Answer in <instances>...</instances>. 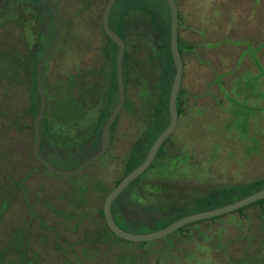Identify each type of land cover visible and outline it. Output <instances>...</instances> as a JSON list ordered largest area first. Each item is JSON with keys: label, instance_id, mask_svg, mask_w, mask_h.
<instances>
[{"label": "rangeland", "instance_id": "obj_1", "mask_svg": "<svg viewBox=\"0 0 264 264\" xmlns=\"http://www.w3.org/2000/svg\"><path fill=\"white\" fill-rule=\"evenodd\" d=\"M53 1L62 33L45 62L47 116L52 123L63 122L52 124L58 129L53 132L59 141L74 143L86 136L104 102L117 48L108 42L102 26L107 0ZM128 1L115 3L110 19L113 28L117 29L120 12ZM133 1L149 8L159 31L167 32V0ZM176 1L184 70L181 110L164 143V153L130 188L128 201L136 203L134 206L138 201L191 205L195 194L264 175V70L257 65L258 72L240 78L236 92L231 88L222 91L217 72L225 69L229 73L235 68L229 60L235 50L228 45L218 49L222 39L214 33L215 20L206 38L208 44L199 28V11L208 6L207 13L213 19L218 0ZM262 11L261 7L257 10L258 14ZM125 18L129 21L124 29L128 54L126 67L123 62L124 103L107 150L73 174L51 171L32 150L33 116L28 109L32 64L28 50L34 45L39 25L48 28L42 25L44 20L35 21L36 26L26 32L23 25L0 27V51L8 49L11 62L7 77L5 68L0 69V264H264V204L251 203L242 212L234 209L191 221L149 240L121 238L106 224L101 212L104 198L122 175L132 144L150 122L160 89L161 62L153 40L157 29L143 23L144 18L150 20L145 10H134ZM70 76L73 86L64 91L63 83ZM77 83H81L79 87ZM70 90L73 106L70 113L63 114L59 99ZM84 102L87 107L83 111ZM165 121H159L152 133ZM48 158L57 167H73L58 156Z\"/></svg>", "mask_w": 264, "mask_h": 264}, {"label": "trees", "instance_id": "obj_2", "mask_svg": "<svg viewBox=\"0 0 264 264\" xmlns=\"http://www.w3.org/2000/svg\"><path fill=\"white\" fill-rule=\"evenodd\" d=\"M116 2L117 0L114 1L112 8L110 10L109 24H110L112 10ZM137 9L145 10L149 14L150 20L144 18L143 23L157 29L156 32L157 36L153 38V40L156 45L155 53L157 55V58L161 62L160 78H159L160 89L158 92V100L155 103L154 108L152 110L151 120L144 129L142 135L138 137L132 144V147L127 154L123 173L120 177H118L115 180L114 185L120 180V178L123 175L129 172L132 168H134L144 159L152 141L157 136V134L165 127V125L168 123L169 120L168 95L175 72V65L171 56L170 46H169L170 25L167 29V32L159 31V26L157 25V23L155 21L154 22L152 21L154 16L151 10L139 1L130 0L126 3V5L123 7V9L120 12L119 21L117 23V29L113 28L111 24L110 26L116 32L122 35L125 39V34H124L125 23L129 21L125 17L131 16L133 11ZM37 20H44L45 24L42 25L43 26L45 25V27H47L48 29L41 28L39 25V28L36 31V38L34 39L33 42L34 45L28 50V54L31 58L30 60L32 64V71L29 75L31 100L28 109L31 115L33 116V119L34 116L36 115L40 103V95L35 80V68L39 58L48 49L54 38L55 22L49 5L42 0H0V27H8V26L10 27L12 25L13 26L18 25L21 27V25H23V27L26 26L25 28V32H26V30H29V28L36 26L35 21L37 22ZM107 40L109 43L110 42L114 43L115 48H117V44L113 40H111L108 36H107ZM179 41L180 39L178 37V43ZM105 47H106L105 50H107L108 44L105 45ZM179 49L182 54V48L180 47V44H179ZM1 50L4 52L0 51V69L1 67L5 68L6 77H7L11 65V62L9 63V58H10L8 55L9 50L3 48H1ZM127 56L128 54L125 52L123 56V62L125 63V67L127 64L126 63ZM113 60H114L113 72L111 73V70L109 69V73L113 76V79L112 76L109 75V80H108L109 86H107L103 92L104 102L100 106L98 114L95 116L93 123H90V126L88 127L89 131L84 138L80 136V138L82 139H78L74 143H71L69 139L68 140L66 139L63 142L59 141V137L57 138L56 135L57 132L56 133L53 132L58 129L57 128L53 129L52 124L54 125L62 124L63 122H56V121H54L53 123L50 122L47 116V108H48L47 107L48 100H47L45 112L40 121V130H41L40 152L49 161L50 159L48 157L55 158L58 156L62 162L70 161V163L74 167L77 164H79L81 161H83L85 158H87L89 155H91L92 153H94L96 150L99 149L102 125L108 114L111 112L113 106L115 105L118 96L116 74H115L116 73L115 59ZM13 61L15 63L19 62L17 60V57H14ZM45 64L46 63H44L42 68V78L44 76V69L46 67ZM124 82L126 85L125 76H124ZM43 83L47 93V85L45 83V77L43 78ZM73 83H74L73 78L70 76V78L68 79L67 77L63 83L62 89H64L65 91L70 86L72 87ZM79 84L81 83H77L78 87ZM80 90L82 91V93L86 92V88L84 86H81ZM182 91L183 89L180 87L177 95L178 113L181 110L179 98L181 96ZM47 99H48V94H47ZM59 100L61 101L60 103L63 106V114L70 113L71 107L73 106V102H74L73 94L71 90L63 93V96ZM108 106H109V110L106 111V108ZM116 118L111 124V130L113 129V125L116 121ZM162 119H166L165 124H163V126L159 128L155 134L154 132L152 133L153 127L159 121H162ZM89 120L90 118L88 119V121ZM72 121L75 122L76 119L75 121L74 119ZM65 122L68 123V121ZM82 122L84 123V121ZM58 127L61 129L63 128L61 125L60 126L58 125ZM166 140L167 138H165L162 141L156 152L154 159L147 168L153 165L154 160L157 156L164 153L163 146ZM59 146H63V149L60 150L58 148ZM141 174L142 173H140L133 180H131L121 190V192L113 199L111 203V211L116 222L121 227L131 231H149L152 229H157L187 213H191L194 211L207 209L231 202L235 199H238L244 195H247L251 192H254L264 187V175H262L232 185L222 184L219 186H215L211 190L205 192L204 194H195L193 195L191 205H185V204L177 205L169 201L168 202L160 201L156 203L146 202L141 204L138 201V204L134 206V204L136 203L133 204V202L128 201L129 200L128 195L130 192V188L139 181ZM251 203H259L262 207V204H264V196L259 199H256L255 201H252ZM246 205L238 207L235 210L241 211ZM136 210H137V214L135 215L134 211ZM215 216H212V218H214Z\"/></svg>", "mask_w": 264, "mask_h": 264}, {"label": "water", "instance_id": "obj_3", "mask_svg": "<svg viewBox=\"0 0 264 264\" xmlns=\"http://www.w3.org/2000/svg\"><path fill=\"white\" fill-rule=\"evenodd\" d=\"M42 1L47 3L51 9L53 19L55 22V35L48 49L39 58L35 68V80L40 95V103L36 115L34 116L33 119L32 150L36 159L51 171L59 174H73L81 171L90 163H92L97 158H99L107 150L109 146L111 140V123L117 117L125 99L123 56L125 53L126 43L124 37L120 35L118 32H116L113 28H111L109 24V14L115 0H107L102 12V26L106 35L117 44V52L115 56V71H116V82H117V93H118L117 101L102 125L99 149L96 150L91 155H89L87 158H85L83 161H81L79 164H77L74 167L66 168V169L57 167L56 165L52 164L47 158H45L40 152V145H41L40 121L45 112V108L47 104V93L43 83L42 68L44 63L51 56V54L53 53L57 44L60 41L61 33H62V25H61L60 15L55 2L53 0H42ZM167 2L169 4V10H170L169 46H170L171 56L175 65V72L168 95L169 120L168 123L165 125V127L157 134V136L152 141L144 159L120 178V180L108 191L102 204L103 216L109 229L117 236L128 240H149V239L157 238L181 227L182 225L188 222L203 218H208L211 216L219 215L237 209L238 207L251 203L252 201H255L256 199H259L264 196V187H262L254 192L244 195L231 202L219 206L187 213L185 215H182L174 219L170 223L160 228L152 229L149 231H131L125 229L121 227L114 219V216L111 211V203L113 199L121 192V190L131 180H133L136 176L142 173L149 166V164L154 159L160 144L172 132L178 119L179 113L177 106V95L179 88L181 86L182 75H183V58L178 43L177 1L167 0Z\"/></svg>", "mask_w": 264, "mask_h": 264}, {"label": "crops", "instance_id": "obj_4", "mask_svg": "<svg viewBox=\"0 0 264 264\" xmlns=\"http://www.w3.org/2000/svg\"><path fill=\"white\" fill-rule=\"evenodd\" d=\"M199 1L202 3L204 0ZM218 2L219 5L215 6L213 19L207 13L209 9L207 5L199 11V20H202L201 23L199 22V28L206 40L207 36L211 34V23H214L215 20L216 30L214 33L220 35V39H222L220 42L218 41V45L220 44L218 49L223 50L228 45L230 49L235 50L234 57L229 59L231 67L235 66V68H231L229 73L232 75L236 70L242 69L244 72L240 74L236 72L230 76L228 72L224 71L225 69L221 70L217 72L219 76L217 82L222 91L231 88L236 92L240 89L238 85L240 78L245 73L252 75L254 71L258 72L257 65L264 70V0H218ZM259 2L261 3L259 8L263 9L261 14H258L259 8L256 7ZM255 34L258 36H253ZM209 41L206 40V43ZM235 62L237 63L235 64ZM262 85L264 88V84Z\"/></svg>", "mask_w": 264, "mask_h": 264}, {"label": "flooded vegetation", "instance_id": "obj_5", "mask_svg": "<svg viewBox=\"0 0 264 264\" xmlns=\"http://www.w3.org/2000/svg\"><path fill=\"white\" fill-rule=\"evenodd\" d=\"M22 34V33H21ZM183 57V56H182ZM185 69V68H184ZM184 71V70H183ZM76 101H78V100H76ZM86 104H87V102H84V104H83V111H84V109L86 110ZM80 107H81V109H82V106L80 105ZM100 108V107H99ZM98 108V109H99ZM99 111V110H98ZM77 114H79V105H78V103H77ZM115 120V119H114ZM76 123H78V122H76ZM113 123V122H112ZM111 123V124H112ZM111 138H112V130H111Z\"/></svg>", "mask_w": 264, "mask_h": 264}]
</instances>
